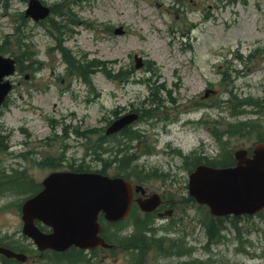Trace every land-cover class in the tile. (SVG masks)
Wrapping results in <instances>:
<instances>
[{"label": "rangeland", "instance_id": "rangeland-1", "mask_svg": "<svg viewBox=\"0 0 264 264\" xmlns=\"http://www.w3.org/2000/svg\"><path fill=\"white\" fill-rule=\"evenodd\" d=\"M40 1L51 7L61 0ZM67 4L72 6L78 26H69L64 35L66 50L79 61L96 60L116 71H135L130 82L119 85L109 81L101 72L103 67L98 66L93 75V86L100 95L97 98L79 78L66 76L62 56L56 50L50 52L58 42L45 26L30 21L24 33L30 44L27 51L34 48L43 65L31 75L17 73L11 78L14 90L8 107L0 113V149L6 150H0L1 237L18 234L21 225L20 204L26 196L17 195L22 188L6 179L17 175L15 171L25 172L31 186H38L59 171L81 169L117 175L118 165H105L97 159L96 149L101 144L97 142L116 118L115 110L126 114L144 107L149 81L157 87L165 85L174 95L170 98L161 93L164 108L157 113L159 117L132 128L153 154L141 156L143 144L135 142L132 146L141 168L168 176L165 182L154 178L143 183L146 196L161 194L168 201L172 196L173 203L188 196L189 168L184 156L197 152L199 159L220 158L221 145L210 130L233 122L229 105L225 104L229 92L241 99L251 97L264 102V60H249L256 48L264 47V0H69ZM26 9L27 3L16 2L11 11L23 13ZM5 14L0 4V37L13 33ZM119 29L122 35L115 34ZM135 56L141 57L145 65L154 62L158 71L149 74L145 67L136 70ZM227 69L233 83L228 89L222 83V73ZM207 90L214 94L202 100ZM203 103L212 107H203ZM245 110L239 120H259L264 126V114L260 117L255 113L259 108L250 105ZM118 141L121 144L126 139L106 140L102 148L110 149ZM254 141L223 139L227 142L224 149L230 153L251 150ZM24 154L30 155L28 160L21 157ZM173 216L181 221L177 231L188 236L187 250L191 254L163 260L151 253L146 264H264V213L222 222L221 237H213L212 241L207 232L209 222L204 224L205 212L196 205H181ZM167 222L165 218L156 219V228ZM85 254L82 264L128 262V256L121 252L99 249L94 255Z\"/></svg>", "mask_w": 264, "mask_h": 264}, {"label": "water", "instance_id": "water-1", "mask_svg": "<svg viewBox=\"0 0 264 264\" xmlns=\"http://www.w3.org/2000/svg\"><path fill=\"white\" fill-rule=\"evenodd\" d=\"M49 14L50 10L37 0L30 1L26 12L27 17L35 21ZM137 61L140 68L141 60ZM13 73V61L0 57V107L11 91L10 83L2 84V81ZM138 119L136 114L127 115L116 121L107 134H115ZM247 155V151L235 154L238 160L235 168L198 167L190 175V196L200 205H207L214 216L253 215L264 209V143L256 146L252 158ZM44 186L45 190L23 208L24 233L41 251L107 247L98 237L101 232L99 214L103 211L107 220L117 222L124 219L131 208L132 187L122 179L111 180L98 174H54L44 181ZM159 204L157 197L144 205L141 203L145 211H153ZM36 219L51 227L53 233H41L34 226Z\"/></svg>", "mask_w": 264, "mask_h": 264}, {"label": "trees", "instance_id": "trees-1", "mask_svg": "<svg viewBox=\"0 0 264 264\" xmlns=\"http://www.w3.org/2000/svg\"><path fill=\"white\" fill-rule=\"evenodd\" d=\"M16 2H28V0H0L1 7L4 9L6 15L13 22L14 33L13 37L10 38L7 35L0 37V54L13 55L15 56L19 72H28L32 70L33 72L37 71V61H36V52L33 48L32 52L27 51L30 44L27 42L28 37L25 36V31L30 24V20H28L23 13H13L11 12L12 6ZM71 5L67 4L66 0L56 3L52 7L53 18L43 23L47 28L48 33L55 38L58 42V45L55 49H57L63 55V61L68 66V71L71 75L82 80V82L91 90V92L96 95L97 98H100V95L97 93L96 88L93 86V75L96 73V68L98 66L103 67L102 73L106 76L108 80L113 83L124 85L130 82L131 76L134 74V68H121L116 71L109 68V64L105 62L94 61H79L77 60L68 50L64 48V43L62 40L63 35H66L69 29V26H77V20L74 15L75 13L71 9ZM31 41V40H30ZM8 47V49H5ZM34 47V46H33ZM54 51V49H52ZM25 55L28 57H25ZM28 61L27 63H25ZM110 64H114L110 63ZM223 82L229 86L232 81L228 78L227 74L223 75ZM149 96L144 101V107L142 109H133L131 112L141 113V121H150L155 118V114L160 113V111L164 108V102L162 100L161 93L166 91V87L164 85L155 86L152 85L149 81ZM163 90V91H162ZM167 94L170 98H172L173 93L167 91ZM231 99L229 101L232 109V116L237 118L240 115L245 113L243 107L246 105H254L255 107L264 109V103L255 102L252 99L248 100H239L233 93H230ZM172 102L175 100L171 99ZM261 105V106H260ZM162 112V111H161ZM116 117L118 116V111H114ZM213 135L217 138L219 144L221 145V156L216 159H204L198 158L195 153L189 157H185L184 163L185 166L189 168V171H192L193 168L199 164L206 163L207 165H211L213 167H226L229 165H233V157L232 155L225 151L224 146L227 143L223 142V137L227 136L228 138H248L250 140L264 141V131L262 129L261 124L256 121L244 122L237 121V119L225 125V128L221 129L220 127H214L212 130ZM120 135H122L127 140H136L141 141L142 137L137 132H132L127 129L123 131ZM111 138H106V136H102L97 144L101 143L99 147L96 149V153L99 154L102 151L103 141ZM130 145H127L125 149L121 147L116 151V161L119 162V169L121 173L127 174V170L131 173H138V177L140 181H148L151 178H164L166 179L165 174H159L157 171H151L146 173L145 176H141V173H144V169L140 167L139 164L136 163L138 157H134L130 153L131 151ZM107 151V150H106ZM143 153L152 154V151L149 150L148 145L144 147ZM204 161V162H203ZM132 174V175H133ZM26 179V176H22L17 178L15 176L13 183L18 184L21 180ZM23 183V182H22ZM21 184V183H20ZM194 200L189 197H182L177 204L173 203L171 205L172 208L180 207L181 205H190L194 204ZM149 217V218H148ZM139 216L134 214L135 221L132 222V225L135 226L134 232L128 237L117 238L116 235L111 234L109 228H106L105 234L108 242L110 243H119L125 246L124 249L128 252L132 259L129 264H146L145 257L146 254L154 249L157 253L165 258L170 257H178L181 258L183 256L191 254V250H187V240L186 237L181 235L180 238H170L167 236V233L170 232L172 227L168 226L167 228H163L166 232L163 236H157L158 230L152 227L153 218L151 216L145 217L144 220L140 221ZM208 225V235L212 241L213 237L219 238V231H221L219 226H222V220H216L207 215ZM176 222H172L170 225L174 226ZM207 225V224H206ZM120 226V224H119ZM123 225H121L122 227ZM112 227V226H111ZM120 227V228H121ZM126 225L123 226L124 229ZM121 229V230H122ZM72 254L76 257V259H82V253L77 250H72ZM76 259L73 260L76 263ZM198 261L192 263L185 264H196Z\"/></svg>", "mask_w": 264, "mask_h": 264}, {"label": "flooded vegetation", "instance_id": "flooded-vegetation-1", "mask_svg": "<svg viewBox=\"0 0 264 264\" xmlns=\"http://www.w3.org/2000/svg\"><path fill=\"white\" fill-rule=\"evenodd\" d=\"M36 225L45 233H49V229L45 226H43V224L41 222H36ZM23 226V222L21 224V228ZM4 239V238H3ZM27 239V238H25ZM25 239L20 238L19 236H15L13 239H9L6 242H2L1 245H5L6 247L11 248L12 251L17 252V253H25V254H29V258H33L35 257V260L38 261V259L44 257V255H41L36 248L34 247L33 243L31 241H29L27 239L26 242H24ZM32 250L31 253L26 252V250ZM30 255H32L33 257H31ZM2 259H0V264H2ZM33 260V261H35ZM10 263L15 264V260H9ZM36 262V261H35Z\"/></svg>", "mask_w": 264, "mask_h": 264}]
</instances>
